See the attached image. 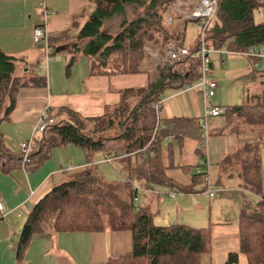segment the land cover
I'll use <instances>...</instances> for the list:
<instances>
[{
  "label": "trees",
  "instance_id": "1",
  "mask_svg": "<svg viewBox=\"0 0 264 264\" xmlns=\"http://www.w3.org/2000/svg\"><path fill=\"white\" fill-rule=\"evenodd\" d=\"M90 1L95 3V10L74 38L69 32H64L49 39L52 55L57 53V44L72 40L68 69L79 53L90 58L94 74L138 73L147 55L146 46L154 47L163 54L166 45L178 38L182 30L175 28V23H167L169 9L175 0ZM262 5L261 0H218L217 12L206 30L207 43L215 49L227 46L235 52L253 47L264 48V22L254 20L255 10ZM129 11L134 15H128ZM114 16L121 20L118 30L110 32L103 29L105 21ZM38 48L42 58L43 45H38ZM40 57L37 63L29 64L23 55L8 54L0 49V123L9 118L22 87L47 86L46 75L38 73ZM199 66L200 59L192 57L172 67L158 66V80H152L144 87L121 90L119 102L108 107L100 116L87 117L68 108L59 109L58 115H63V112L66 115L60 118L48 113L54 122L36 139L31 162L26 169L39 168L54 148L73 144L84 151L90 163L99 153L114 159L123 154L125 157L120 159L124 160L135 156L136 164L131 169H135L138 176L149 183L188 193L203 182L204 189L209 190L208 182L204 179L209 172L197 171L201 166L199 161L207 159L206 149L202 146L201 119L160 117L158 121L157 111L153 107L156 101L163 99L162 93L166 87L181 88L198 81L201 77ZM261 76L262 89L251 94L246 103L220 108L221 114L227 117L236 132H240V129L243 131L245 127L255 128L263 138L264 74ZM154 133L155 139L152 140ZM173 134L175 139L169 141L167 137ZM190 139L197 141L194 152L199 161L179 164L175 160L174 144H178L182 150ZM260 144L256 142L250 145L245 153L242 149L245 150L247 146L239 147L235 150L238 154L227 156L223 164L226 167L239 166L245 186L260 196L252 212L243 211L239 220L240 248L247 255L248 264H264V192L258 155ZM252 147L256 148V155H251V160L248 153ZM1 153L0 168L4 171H9L11 164L22 166L20 153L19 156L7 151ZM175 167L192 173L191 184L180 183L167 174L169 168ZM137 194L138 190L129 175L120 181H109L91 167L69 176L33 207L20 234L18 257L22 258L36 233L110 229L131 231L133 248L119 257L110 258L105 264H206L204 258L212 248L209 227H194L185 223L157 224L154 212L135 202ZM239 257L238 252H229L225 264H239Z\"/></svg>",
  "mask_w": 264,
  "mask_h": 264
},
{
  "label": "crops",
  "instance_id": "2",
  "mask_svg": "<svg viewBox=\"0 0 264 264\" xmlns=\"http://www.w3.org/2000/svg\"><path fill=\"white\" fill-rule=\"evenodd\" d=\"M41 1L42 0H0V49L8 54L23 55L27 61L26 63L29 64L37 63L40 57V49L33 35L35 26L42 25L49 39L50 37L59 36L64 32H69L70 36L74 38L80 32L88 20L89 15L96 7L95 3L90 0H43L46 9L49 11L48 15L45 16L44 9L40 5ZM261 1L264 4V0ZM260 14L261 11L255 10V21L264 20V16H260ZM120 22L118 27H120ZM105 24L104 29L107 30L108 21ZM174 26L177 29H182L179 33V37L183 40L187 28V21L180 19ZM198 37L199 35L196 39V47L198 45ZM71 44L72 40L70 39L57 44L58 46L55 45L59 49L57 52H62L63 54L61 58L57 56L52 57L49 64L42 68L45 72L41 71L40 73L46 75L47 86L22 87L19 90L16 105L11 111L9 118L0 123V133L2 137V148L0 147V150L2 153L7 151L13 155L19 156V148L22 142H26L32 137L35 138V141L40 138L43 132L36 130V126L41 116L45 113H54L57 118L59 109L68 108L81 113L83 116H100L105 113L108 107L119 102L121 99V90L125 88H135H123V86H120L116 81L119 78L118 75L121 74H94L90 58L85 55L82 56L79 53H77L78 57L71 68L68 69L67 65L72 56L70 52ZM151 48L156 50L154 47ZM225 49L228 50V52H226V50L222 51L221 49L216 52H219L221 55L224 53L241 54L232 51L227 46H225ZM248 57L253 59L254 62L263 61L256 57ZM41 59L40 57V62ZM146 62V65H141V71L149 74L146 82L147 85L150 81L159 79V67L158 65H153L148 58H146ZM245 69L242 75H247L246 73H248V79L254 78L258 71V69L253 66L250 67V69ZM38 70H41L40 64L38 65ZM259 70L264 72V66L261 65ZM242 75L237 74L236 78H241ZM199 80L196 82L198 83ZM243 81L244 79L241 82ZM261 81L262 77L259 78L260 84ZM196 82H194V84H196ZM247 88L248 87H246L245 97L249 98L251 94L257 93H252L250 89L248 88L247 90ZM187 92H190V95L186 96L184 94ZM200 92L201 91H197V89L189 91L182 90L181 93L185 95L183 97L184 100H186V106L180 110L182 113L166 116L165 118L188 116L200 118L202 122L204 117L203 108L210 105H208V97L202 96ZM164 100L165 97L163 96V104ZM235 105L240 104H232L228 105V107ZM210 107L222 106L212 105ZM63 115H65L64 112ZM63 115H58V117L60 118ZM220 116L223 117L224 121L219 118ZM210 122L214 127L212 129ZM208 123L209 131L214 129L212 134L210 131L209 143L211 135L219 136L213 137L219 138V144L216 145L218 152L212 155V160L215 159V163L218 165L219 176H238L242 178L243 176L240 173V169H238L239 166H223L225 158L239 147L241 148L244 145L249 147L256 142L261 143L262 153L264 151V136L261 138L255 128L245 127L243 131L240 129V132H236V129L230 126L227 117L223 114L210 116L208 118ZM10 140H14L12 143L14 146L16 145L17 148L9 143ZM221 140L226 141L225 143H221ZM188 143H190L189 140L186 142V145ZM72 146L75 145L69 144L54 148L50 157L44 160L40 167L35 170L25 169L23 166L14 164L9 166V171L7 172L0 168V202L3 205V208L0 210L3 214L0 218V264H105L110 258L119 257L132 250L133 235L129 230L106 229L93 232H46L34 234L25 248L22 258L18 257L20 234L30 212L33 207L37 205L39 200L47 195L53 187L65 181L69 176L88 170L91 167L96 168L100 173L98 166L102 162H108L105 160V155L103 154L102 157H96L94 162L90 163L86 160L84 151L80 147ZM195 147L192 148V151H194ZM206 153L208 160H210L211 155L208 154L207 151ZM263 154L264 153L261 154V162ZM123 157H125V155L115 158L114 160H120L123 162L124 167L131 169L133 164L131 158L133 156L126 160L120 159ZM114 160L112 162H114ZM198 161L199 157H197L195 163ZM69 165L71 169H65ZM122 169L123 168H121V170ZM167 174L174 180L185 185H189L192 182V173L180 167L169 168ZM101 176L104 177L103 174H101ZM222 188L224 189L223 194L228 191L226 188ZM222 188L220 187V189ZM245 188L250 190L246 186ZM196 191L197 190L185 193L187 195L194 194L192 196H195ZM150 193L152 197L157 196L158 198L160 196L159 198H161V195H158V193L152 191ZM165 193L171 196L170 193L172 192ZM171 197L175 198V195ZM159 198L154 204L157 205V207H154V202L147 198L144 199L142 206L138 203L140 207H147L150 211L154 212L155 222L156 215L160 214L162 209V199ZM209 198L211 202H213L217 197L212 199L209 195ZM216 203L210 204L209 216H212L215 209L219 206L216 205ZM236 205H239L240 216L243 211L247 210L248 206L251 207V210L257 206L250 202L247 195H242ZM196 206L200 207L201 211L196 213L199 219L203 222L207 221L206 223H211V217H209V219L207 218V208L201 204H196ZM196 216L197 215L191 216V218H198ZM236 220L235 218V221ZM178 221H180L179 218ZM178 221L176 223H180ZM195 221L197 220H187L183 223L190 226L199 225L194 223ZM156 223L160 225H170L169 223L176 224L175 222ZM237 224L239 227V222ZM196 227H200V225ZM231 234H234V230ZM239 244L234 242L233 246L228 245L226 251L241 247ZM229 252H232V250ZM204 260L206 264H212L210 254L205 256Z\"/></svg>",
  "mask_w": 264,
  "mask_h": 264
},
{
  "label": "rangeland",
  "instance_id": "3",
  "mask_svg": "<svg viewBox=\"0 0 264 264\" xmlns=\"http://www.w3.org/2000/svg\"><path fill=\"white\" fill-rule=\"evenodd\" d=\"M176 1V0H175ZM183 12L187 11V9L182 8ZM258 11H261L260 16H264V4L257 9ZM130 16H133L134 14L129 11ZM181 18H178L177 21H179ZM184 20V19H183ZM259 20V19H258ZM108 21L106 29L110 32H116L118 30V25L120 22V18L117 16H114L112 18H109L105 21V23ZM176 21V22H177ZM264 20H259L256 22H263ZM175 22V23H176ZM106 25V24H105ZM105 25L103 26V29L105 28ZM118 27V28H117ZM117 28V29H116ZM201 33V28L198 25H195L194 21L187 20V28L185 32V37L182 40V44L190 49L196 48L197 44V36ZM181 40L180 37L176 38ZM173 39L172 41L176 40ZM215 48H212V52L210 53V62L212 63V66L209 65V74L208 78L212 77L215 79L219 85L218 89L216 90L215 96H212L211 98L208 97V105H220V106H228L232 104H243L248 101V98L245 97L246 87L250 89V91L253 92H259L262 89V84L259 82V78H261L262 74L264 72H261L260 66H264V58L263 61L254 62L253 59H251L248 56L237 54V53H231V54H223L221 55L219 50H215ZM222 51H225L224 48L221 49ZM62 52H57L54 56H57L58 58H61ZM147 54V53H146ZM146 58H148L153 65L157 66V61L153 56H150L147 54L145 57L144 62L142 65H146ZM254 67L258 69L256 72V75L254 78L248 79V73L247 75L243 74L246 70L245 68L250 69V67ZM247 69V71H248ZM39 74L40 72H45L42 69L38 70ZM238 75H242L241 78H236ZM148 73L144 71H140L135 74H121L118 75L117 83L120 84V86L125 87H141L146 85L147 79H148ZM244 79L243 82H241ZM197 83V82H196ZM184 87L181 88H174V87H167L163 91V96L165 97L164 104L160 110V117L165 118L166 116H173L177 113H182L180 110L184 108L185 101L183 96L190 95V92L184 93L183 95L181 92ZM247 88V90H248ZM201 88H198L197 91H200ZM202 93V92H200ZM174 94V95H172ZM172 95V96H171ZM202 96L203 93H202ZM205 97V96H204ZM204 112H205V108ZM204 114V113H203ZM220 119H223V117H219ZM222 121V120H221ZM224 121V119H223ZM211 129L214 128L210 122ZM244 127V125H242ZM214 130V129H213ZM213 130L211 131V134L213 133ZM213 137H219L218 135H211L210 143L208 141V145L205 148L208 154L211 155L209 160V169H208V178H209V185L211 189H219L220 187L226 188L228 191H226L224 194L217 196L216 200H212L211 202L209 195H208V189H204V183L200 182L197 185H195L196 192L195 196L187 195L183 191H174L169 186L165 185H159V184H152L149 183L146 179L140 178L137 174V171L135 169H128L124 167L123 162L120 160H114V162H102L98 168L101 174L104 175V177L107 180L110 181H120L124 179L126 175H129L134 183V186L138 188V203L143 205L144 199H151L154 207H157L155 204V201L160 197L157 198V196L152 197L151 191L158 193V195H161L162 199L161 205L162 209L160 214L156 215V222H177L178 218L180 223H183L187 220H197L194 223L199 224L200 227H209L211 232V239H212V248L210 251L212 264H225L228 252L230 250L238 252L240 255L239 264H248V258L247 255L244 254L240 247H237V249H230L226 251V248L228 245L233 246L234 242L236 244H239V231H238V222L240 219V211H239V205L237 204V201L241 198L242 195H247L250 202L254 205H257V203L260 200V196L248 189L244 186V180L243 177H227V176H219V168L218 165L215 163L216 160H212V155L217 153L218 150L216 148V145L219 144V138H213ZM14 140H10L9 143L14 146L12 143ZM190 143L182 147V150H180L179 145L174 144V155L176 158V162L179 164L183 163H195L197 159V154L192 151V148L195 147L197 144V141L195 139H190ZM226 140H221V143H225ZM75 147V146H72ZM17 148V147H16ZM242 148V147H241ZM240 148V149H241ZM254 148V149H252ZM248 153L251 155H256V148L252 147ZM249 148L242 149L245 153L246 150ZM263 151V150H262ZM264 153V151L262 152ZM261 146L259 147L258 155L260 157L261 161ZM231 154L237 155L235 151H232ZM103 153L97 154L96 157H102ZM132 166L134 167L136 164L135 156L132 158ZM252 160V157H251ZM262 181H263V192H264V154L262 155ZM121 168H123L121 170ZM105 171V172H104ZM227 186V187H226ZM243 188V190H242ZM204 189V190H203ZM223 189V188H222ZM150 191V192H147ZM165 192H172L175 195V198L169 196ZM186 195V196H185ZM185 197V198H184ZM195 197V198H194ZM217 202V203H216ZM211 203H216V205H219L215 211L213 212L212 216H209V208L211 207ZM179 204V205H178ZM196 204H201L205 208H207V218L211 217V223H206L207 221H202L199 219L198 214L201 212L200 207L196 206ZM178 205V207H177ZM152 206V207H153ZM247 213H251V207L248 206L247 210L245 211ZM264 212V208H263ZM197 215L196 219L191 218V216ZM235 218L237 219L235 221ZM164 224V223H163ZM171 224V223H169ZM194 225V227L199 226ZM202 225V226H201ZM234 230V234H231V232ZM240 245V244H239ZM227 254V255H226Z\"/></svg>",
  "mask_w": 264,
  "mask_h": 264
},
{
  "label": "built area",
  "instance_id": "4",
  "mask_svg": "<svg viewBox=\"0 0 264 264\" xmlns=\"http://www.w3.org/2000/svg\"><path fill=\"white\" fill-rule=\"evenodd\" d=\"M192 4V5H191ZM40 5L44 9L45 16L48 15L49 11L45 7V2L42 0ZM182 8L187 9V11L182 10ZM218 8V0H176L174 1L173 5L169 9V14L167 16V23L173 24L175 23L178 18L186 19L194 21L196 25L201 28V33L199 34L198 45L195 49H190L185 47L182 44V40L176 39L174 41L169 42L166 45L165 53L161 54L158 51L152 49L150 46H146V53L150 56H153L156 61L157 65L160 67L165 66H174L175 64L187 59V58H197L200 59V66L199 71L201 73V77L198 83L193 85H186L184 86V91H189L193 89L201 88V92L205 97H212L215 95L216 90L218 88V83L215 79L208 78L209 74V64H210V53L212 52V47L207 43L206 39V30L209 27V24L213 17L215 16ZM34 40L38 45H43L44 53L43 57L40 62V69H42L45 65L49 64L50 59L52 58L53 49L49 45V38L45 32V29L42 25L35 26L33 30ZM228 52V50H226ZM243 55L252 56L256 58L263 59L264 58V49L253 47L249 50L239 52ZM163 105V99L156 101L153 104V107L157 111V120L160 119V110ZM222 109L220 107H205L204 117L201 122L202 128V146L207 147L210 131H209V123L208 118L210 116H217L221 114ZM54 119L48 117L45 113L39 119L36 130L43 132L49 124L53 123ZM158 126V124H157ZM155 139V133L153 134L152 140ZM169 141L175 139V135H169L167 137ZM35 138L32 137L30 140L26 142H22L19 148V153L22 157V166L26 169L27 165L31 162V153L34 149ZM124 156L119 155L118 157ZM105 160L112 162L114 158L110 155H105ZM201 166L197 168L198 172H205L209 169V160L201 159L200 161ZM65 169H71V166H67ZM204 179L208 182L209 185V178L206 175ZM137 188V187H136ZM138 190V188H137ZM209 195L211 198H215L216 196L222 194L224 189H211L209 185ZM170 195L174 196L173 193ZM135 202L138 203V194L134 198ZM3 208L2 203L0 202V210ZM3 214L0 212V218Z\"/></svg>",
  "mask_w": 264,
  "mask_h": 264
},
{
  "label": "water",
  "instance_id": "5",
  "mask_svg": "<svg viewBox=\"0 0 264 264\" xmlns=\"http://www.w3.org/2000/svg\"><path fill=\"white\" fill-rule=\"evenodd\" d=\"M57 51H59V49L57 48Z\"/></svg>",
  "mask_w": 264,
  "mask_h": 264
}]
</instances>
